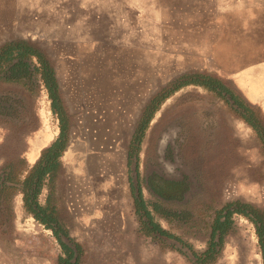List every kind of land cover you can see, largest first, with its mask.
<instances>
[{"label":"rangeland","instance_id":"374dc122","mask_svg":"<svg viewBox=\"0 0 264 264\" xmlns=\"http://www.w3.org/2000/svg\"><path fill=\"white\" fill-rule=\"evenodd\" d=\"M258 28L264 29V0H0V45L28 38L55 68L70 134L52 199L65 236L79 245L78 264H196L216 209L241 200L264 211V141L227 97L203 87L170 95L137 155L128 156L142 107L183 73L214 71L236 88V73L256 67L248 83L264 98V51H229ZM6 99L20 100L23 115L0 111V180L17 156L29 168L59 130L42 86L29 91L0 82L1 106ZM152 173L187 178L181 200H160L188 211L187 223L153 217L189 247L141 232L135 198L140 190L148 206L156 200L144 182ZM15 186L8 201L0 198V264H58V240L24 210ZM49 191L42 187L41 204ZM231 221L211 264H262L254 225L237 213Z\"/></svg>","mask_w":264,"mask_h":264},{"label":"trees","instance_id":"16d2710c","mask_svg":"<svg viewBox=\"0 0 264 264\" xmlns=\"http://www.w3.org/2000/svg\"><path fill=\"white\" fill-rule=\"evenodd\" d=\"M0 82L20 83L29 91H36L42 86L50 101V110L58 118L59 130L54 139L40 150L38 158L28 168L25 160L15 157L6 164L0 180V198L8 201L16 189V184L22 192V204L24 210L31 214L35 220L45 228L51 229L63 251V256L58 257V264H78V257H74V251L60 240V234L67 235V231L61 225L59 214L52 199L54 182L60 168V157L65 151L69 141V117L61 100L58 80L55 68L47 54L35 41L28 38H15L6 40L0 45ZM186 85H197L208 91H212L220 97L232 100L234 112L264 141V112L258 106L247 102L238 91L225 82L217 72L194 71L183 73L157 89L142 107L135 124L128 147V156H136L144 133L149 126L155 112L162 103L175 91ZM7 98V97H6ZM5 105H0V111L5 114L20 118L23 115L22 102L18 99H6ZM8 103V104H7ZM23 174L22 178L20 175ZM161 184H153L149 189L156 198L148 202L142 198L139 190L135 198V210L140 216L141 232L150 235L156 232L160 235L172 237L182 242L179 237L163 229L154 220L153 214H158L168 221L187 223L191 218L186 210H176L165 206L160 200L182 199V193L186 190L184 182L175 183V189H171V183L159 179ZM46 185L49 193L45 203L41 204L38 196L42 187ZM233 213L246 217L253 225L258 244L262 252V264H264V211L251 203L234 200L224 204L214 211L211 222V237L207 248L197 254L194 252L196 264H211L215 259L218 247L221 246L223 237L231 228V216ZM144 218V220H142ZM79 250V245L76 244Z\"/></svg>","mask_w":264,"mask_h":264},{"label":"crops","instance_id":"0c3cea01","mask_svg":"<svg viewBox=\"0 0 264 264\" xmlns=\"http://www.w3.org/2000/svg\"><path fill=\"white\" fill-rule=\"evenodd\" d=\"M254 2V1H253ZM195 30H198L197 34H199L202 30H201V26L198 27H194ZM256 29L254 34H252V39L249 41H246L241 48L238 47H234L232 46V48H230L231 50L229 51H264V29ZM205 51V50H204ZM214 51H217V49H214ZM256 69V67L253 68H244L242 70H239L236 73L235 79H233L232 81L235 83L234 85L236 86V88L239 90L241 88H243L245 90V92H239L235 87V89L238 91V93L250 104L254 105V106H258L262 112H264V98L262 97V94L260 95V93L253 91L254 88H252L248 82V74L251 73L252 69ZM255 87V86H254ZM48 144V143H47ZM46 144V145H47Z\"/></svg>","mask_w":264,"mask_h":264},{"label":"flooded vegetation","instance_id":"af4514ba","mask_svg":"<svg viewBox=\"0 0 264 264\" xmlns=\"http://www.w3.org/2000/svg\"><path fill=\"white\" fill-rule=\"evenodd\" d=\"M160 178L162 180L167 181L168 183H171V185H170L171 189H175V186L173 184L184 182L186 184V190L182 193V198L184 197L185 192L189 189V183L187 182V178L185 176H182V178H177V179H174V178H172V179H164V178L160 177L156 173H152L151 175H147L144 178V182H145L146 187H148V189H149V186H151L153 184H157V185L161 184L160 180H159ZM138 182H139V180H138Z\"/></svg>","mask_w":264,"mask_h":264},{"label":"water","instance_id":"95a60500","mask_svg":"<svg viewBox=\"0 0 264 264\" xmlns=\"http://www.w3.org/2000/svg\"><path fill=\"white\" fill-rule=\"evenodd\" d=\"M227 99L229 100L230 103H233L232 100L229 98V96H227ZM132 169L135 170V164L133 165ZM60 240L65 245H67L68 247H70L74 251V257H76V246H75V244L70 242L69 238L63 234H60Z\"/></svg>","mask_w":264,"mask_h":264},{"label":"bare ground","instance_id":"6f19581e","mask_svg":"<svg viewBox=\"0 0 264 264\" xmlns=\"http://www.w3.org/2000/svg\"><path fill=\"white\" fill-rule=\"evenodd\" d=\"M195 38V37H194ZM158 51V50H157ZM105 158V157H104ZM75 159V158H74ZM79 176V175H78ZM111 179V178H110ZM107 191V190H106ZM85 205V204H84ZM90 208V207H89Z\"/></svg>","mask_w":264,"mask_h":264}]
</instances>
